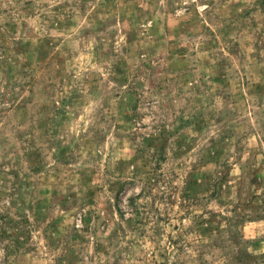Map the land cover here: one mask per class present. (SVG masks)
Returning a JSON list of instances; mask_svg holds the SVG:
<instances>
[{"label":"rangeland","instance_id":"rangeland-1","mask_svg":"<svg viewBox=\"0 0 264 264\" xmlns=\"http://www.w3.org/2000/svg\"><path fill=\"white\" fill-rule=\"evenodd\" d=\"M0 264H264V0H0Z\"/></svg>","mask_w":264,"mask_h":264}]
</instances>
